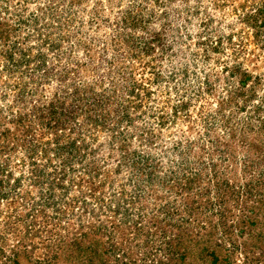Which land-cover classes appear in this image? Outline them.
I'll return each mask as SVG.
<instances>
[{"label":"rangeland","instance_id":"1","mask_svg":"<svg viewBox=\"0 0 264 264\" xmlns=\"http://www.w3.org/2000/svg\"><path fill=\"white\" fill-rule=\"evenodd\" d=\"M0 264H264V0H0Z\"/></svg>","mask_w":264,"mask_h":264}]
</instances>
